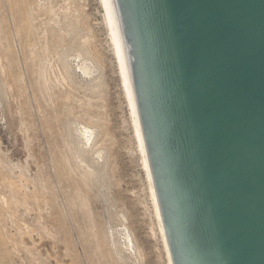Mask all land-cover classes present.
Segmentation results:
<instances>
[{
	"label": "rangeland",
	"instance_id": "rangeland-1",
	"mask_svg": "<svg viewBox=\"0 0 264 264\" xmlns=\"http://www.w3.org/2000/svg\"><path fill=\"white\" fill-rule=\"evenodd\" d=\"M112 56L99 0H0V264H167Z\"/></svg>",
	"mask_w": 264,
	"mask_h": 264
},
{
	"label": "water",
	"instance_id": "water-1",
	"mask_svg": "<svg viewBox=\"0 0 264 264\" xmlns=\"http://www.w3.org/2000/svg\"><path fill=\"white\" fill-rule=\"evenodd\" d=\"M172 264H264V0H115Z\"/></svg>",
	"mask_w": 264,
	"mask_h": 264
},
{
	"label": "bare ground",
	"instance_id": "bare-ground-1",
	"mask_svg": "<svg viewBox=\"0 0 264 264\" xmlns=\"http://www.w3.org/2000/svg\"><path fill=\"white\" fill-rule=\"evenodd\" d=\"M99 4L101 7V11H102V20L104 21V25L106 27L108 41L110 44L111 52L113 54L112 57L115 60V65H116V69H117V73H118V77H119V81H120V87L122 90L121 92H122L124 100H125V104H126V108H127V112H128V117H129L128 119H129L130 127L132 130L134 143H135L138 155L140 157L141 168L143 170L145 179L147 181V187H148L147 192L149 194V198H150L149 200L151 202L150 204L152 206L153 216H154L156 223H157L156 225L158 227L159 234L161 237V241H162L161 243L163 245L162 247H163V250L165 252L167 264H172L170 253H169V248H168V244H167V240H166V236H165V232L163 229L159 205H158V201H157V197H156V193H155V189H154V185H153V180H152L151 170H150V166H149V162H148L146 147H145V143H144V139H143V135H142V129H141L140 119H139V115H138V110H137V105H136V100H135V95H134V90H133V85H132L128 47L124 41L118 9H117L115 0H99ZM82 65H81V67H82ZM86 69L87 68H85L83 70L84 72L83 71H81V72L86 73L85 72ZM31 147H32V145H31ZM14 153L18 154L19 151L13 150V154ZM31 214H32V212H31ZM2 219L3 218H1V220ZM24 237H23V240H24ZM45 240H40L38 245L39 246L42 245V247H44L43 245L48 246V243ZM58 249H59V247H58ZM1 252H2V250L0 249V253ZM52 256H53V254H52ZM3 264H10V261L5 260L3 262Z\"/></svg>",
	"mask_w": 264,
	"mask_h": 264
}]
</instances>
